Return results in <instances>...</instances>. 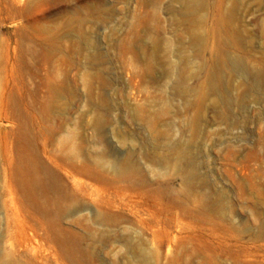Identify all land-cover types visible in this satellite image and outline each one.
I'll return each mask as SVG.
<instances>
[{"label": "rangeland", "instance_id": "rangeland-1", "mask_svg": "<svg viewBox=\"0 0 264 264\" xmlns=\"http://www.w3.org/2000/svg\"><path fill=\"white\" fill-rule=\"evenodd\" d=\"M0 264H264V0H0Z\"/></svg>", "mask_w": 264, "mask_h": 264}]
</instances>
